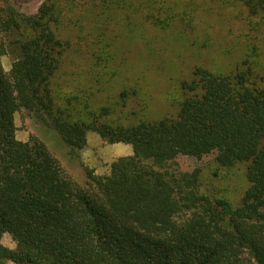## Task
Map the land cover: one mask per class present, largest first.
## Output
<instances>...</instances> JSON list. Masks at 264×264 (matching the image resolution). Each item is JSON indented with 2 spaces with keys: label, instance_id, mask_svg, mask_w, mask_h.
<instances>
[{
  "label": "trees",
  "instance_id": "obj_1",
  "mask_svg": "<svg viewBox=\"0 0 264 264\" xmlns=\"http://www.w3.org/2000/svg\"><path fill=\"white\" fill-rule=\"evenodd\" d=\"M89 1L99 15L121 24L133 12L142 15V24L162 30L194 17L179 11L182 0H167L168 6L166 0H43L23 19L12 7L0 9V261L264 264V82H253L249 69L222 74L197 66L193 78L182 81L191 94L175 117L129 125L102 120L110 108H94V86L63 93L55 80L66 43L59 29L70 14L95 16ZM239 1L253 14L264 13V0ZM113 22L96 20L92 31L99 36L94 55L107 63L113 57L105 27ZM13 30L20 33L14 40L19 54L6 72L1 36ZM136 94V86L125 87L119 97L125 104ZM22 108L72 150L85 147L93 131L112 144H130L133 154L115 160L108 175L87 171L98 188L94 194L38 138L17 139L15 113ZM212 152L225 166L248 163L249 186L239 205L187 187L168 170L179 155ZM6 232L15 249L2 244Z\"/></svg>",
  "mask_w": 264,
  "mask_h": 264
},
{
  "label": "rangeland",
  "instance_id": "obj_2",
  "mask_svg": "<svg viewBox=\"0 0 264 264\" xmlns=\"http://www.w3.org/2000/svg\"><path fill=\"white\" fill-rule=\"evenodd\" d=\"M42 2L0 0V9L6 11L12 7L23 19L35 14ZM182 2L179 11L185 10L194 17L177 21L167 30L150 22L142 24V15L138 12H133L132 18L124 23H118L112 15H99L101 10L93 8L95 1L87 3L95 16L70 14L59 29L66 42L63 65L55 77L61 84V91L69 92L80 85L94 86L97 91L94 108L104 105L110 108L109 116L102 120L129 125L140 120L175 117L183 99L191 94L182 87V81H190L197 66L222 74L249 69L253 82H264V13H251L239 0ZM165 4L168 6L167 0ZM80 18V23L70 22ZM100 19L114 21L112 27H105L104 36L110 34L112 40L113 58L108 63L94 55L100 52L99 45L93 43L99 36L93 37L92 31L94 21ZM19 34L17 30L2 33L1 41L6 51L2 63L6 72L19 54L14 42ZM114 71L118 73L114 75ZM132 86L138 88V94L123 104L119 93ZM15 125L18 140L38 138L58 158L65 172L94 194L99 193L98 188L87 171L108 175L115 160L133 154L130 144H112L93 131L88 133L85 147L72 150L48 123L23 108L15 113ZM216 156L217 152L202 156L179 155L168 170L187 187H196L208 196L224 197L239 205L249 186L248 163L225 166ZM1 242L10 249L17 246L7 232ZM0 264L16 263L1 260Z\"/></svg>",
  "mask_w": 264,
  "mask_h": 264
}]
</instances>
